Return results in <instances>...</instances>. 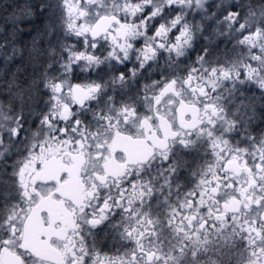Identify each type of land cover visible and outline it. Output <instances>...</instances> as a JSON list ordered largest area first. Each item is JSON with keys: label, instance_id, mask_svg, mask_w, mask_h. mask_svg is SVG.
<instances>
[{"label": "snow or ice", "instance_id": "snow-or-ice-1", "mask_svg": "<svg viewBox=\"0 0 264 264\" xmlns=\"http://www.w3.org/2000/svg\"><path fill=\"white\" fill-rule=\"evenodd\" d=\"M62 2L74 43L46 82L48 133L25 137L0 171V264H200L217 247L230 255L238 236L246 245L238 264H264V141L231 138L243 104L229 115L221 92L229 80L232 90L236 81L264 90V27L238 25L243 64L204 67L200 57L201 66L185 65L184 18L204 11L202 0ZM223 11L231 28L238 14ZM11 120L0 117L7 133L22 136ZM4 139L0 131V146ZM200 141L206 159L190 186L173 179L175 168L155 184L143 179L157 151L170 159L176 142Z\"/></svg>", "mask_w": 264, "mask_h": 264}, {"label": "clouds", "instance_id": "clouds-1", "mask_svg": "<svg viewBox=\"0 0 264 264\" xmlns=\"http://www.w3.org/2000/svg\"><path fill=\"white\" fill-rule=\"evenodd\" d=\"M204 11H198L193 7L184 18V24L190 28L191 40L184 46L181 62L185 65L197 64L200 57L205 58L204 67L214 65L231 66L232 62L243 64L248 61L249 54L236 43V37L240 31L238 25L247 24L249 28L255 26L264 27V0H202ZM224 8L228 13L238 15L230 16L235 21L229 28V20H225ZM16 19L11 15H0V34L10 30L14 25L23 31V23L34 20L43 14L45 30L36 36L27 51H22L24 69L17 75L9 74L6 70L0 71V117L10 116L12 126L18 122L23 125V135L11 136L0 123V131L4 132V144L0 150L12 145L11 151L5 158L0 159V171L10 170L13 158L22 150L26 143L25 137H31L33 131L40 129L45 135L48 133L46 126H41L42 113L48 103V89L46 82L53 76L62 72L65 62V44L74 43L68 37L64 28V14L62 0H18ZM72 37V36H71ZM43 41V44L41 43ZM166 43H171L167 40ZM175 57V53H171ZM169 53L164 50L159 60V67L163 68L168 63ZM85 74L88 69L82 68ZM258 78L264 75L257 73ZM233 81L224 82L221 89L225 97V104L229 109V115L243 104V110L238 122L234 125L230 136L236 141L251 140L252 143L264 141V90L257 84L249 81L240 84L236 81V89L232 90ZM136 82L130 81L129 89H135ZM207 146L200 141L192 148H186L179 142L171 148L170 159L165 158L160 151L147 162L143 179L149 176L153 184L162 181L166 175H172L167 170L175 168L174 180H184L192 177V172L204 163ZM138 171V166L129 169L125 180L131 178ZM113 195L115 190H112ZM107 195L102 186L97 193V198ZM95 205L96 201L92 202ZM238 245L231 249L230 255H224L218 249L209 252L200 261V264H209L210 261H218V264H238L237 252L246 247L244 242L237 237ZM229 250L225 249L227 253Z\"/></svg>", "mask_w": 264, "mask_h": 264}, {"label": "trees", "instance_id": "trees-1", "mask_svg": "<svg viewBox=\"0 0 264 264\" xmlns=\"http://www.w3.org/2000/svg\"><path fill=\"white\" fill-rule=\"evenodd\" d=\"M18 0H0V15H11L16 19ZM43 14L34 20L23 23V31L15 25L3 34H0V71L19 75L24 69L22 51L34 43L36 36L45 30ZM43 44V41H41Z\"/></svg>", "mask_w": 264, "mask_h": 264}, {"label": "flooded vegetation", "instance_id": "flooded-vegetation-1", "mask_svg": "<svg viewBox=\"0 0 264 264\" xmlns=\"http://www.w3.org/2000/svg\"><path fill=\"white\" fill-rule=\"evenodd\" d=\"M68 40L71 41L72 40V37L69 36L68 37ZM194 177H191V178H188V179H184V180H181L180 182L183 184H185L186 186H190L191 185V182L194 181Z\"/></svg>", "mask_w": 264, "mask_h": 264}]
</instances>
